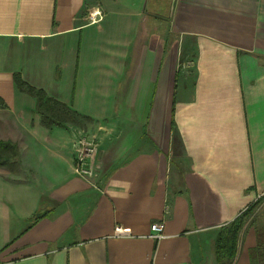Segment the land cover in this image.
I'll list each match as a JSON object with an SVG mask.
<instances>
[{
  "label": "crops",
  "instance_id": "crops-1",
  "mask_svg": "<svg viewBox=\"0 0 264 264\" xmlns=\"http://www.w3.org/2000/svg\"><path fill=\"white\" fill-rule=\"evenodd\" d=\"M149 3L0 0V141L18 150L0 264H218L221 228L264 201V0H174L167 20ZM15 74L89 120L44 127ZM81 134L95 187L73 171ZM263 227L231 264H264Z\"/></svg>",
  "mask_w": 264,
  "mask_h": 264
},
{
  "label": "trees",
  "instance_id": "trees-1",
  "mask_svg": "<svg viewBox=\"0 0 264 264\" xmlns=\"http://www.w3.org/2000/svg\"><path fill=\"white\" fill-rule=\"evenodd\" d=\"M14 82L17 89L25 94L30 95L36 100V113L40 117L41 124L46 128L63 127L67 124H78L79 121L89 120L71 111L67 106L47 97V95L39 89H36L26 82L17 74L14 75ZM18 156L17 146L9 141H0V167L6 166ZM254 206V205H253ZM253 206L249 207L240 217L232 223L221 228L214 245L215 258L218 264H231L233 261L239 234L244 224V216L251 211ZM40 218L35 216L34 220ZM257 245L255 255L264 251V227L256 231Z\"/></svg>",
  "mask_w": 264,
  "mask_h": 264
},
{
  "label": "built area",
  "instance_id": "built-area-1",
  "mask_svg": "<svg viewBox=\"0 0 264 264\" xmlns=\"http://www.w3.org/2000/svg\"><path fill=\"white\" fill-rule=\"evenodd\" d=\"M88 18L90 23L96 24L103 19V14L100 10L95 9L88 13ZM74 152L75 158L73 163V171L75 175L89 184L96 186L94 184L95 178V160L98 155L97 144L95 141L87 139L83 134H81L77 140L74 142ZM164 223H153L150 226L149 239L159 241L164 238ZM128 231L116 230L115 237H127Z\"/></svg>",
  "mask_w": 264,
  "mask_h": 264
},
{
  "label": "rangeland",
  "instance_id": "rangeland-1",
  "mask_svg": "<svg viewBox=\"0 0 264 264\" xmlns=\"http://www.w3.org/2000/svg\"><path fill=\"white\" fill-rule=\"evenodd\" d=\"M173 1L174 0H150L149 15L151 18L153 15H155L158 16L160 20H167L171 11V7L173 6ZM160 23L161 30L167 26L165 25L164 21H161ZM82 122L83 121H80V123ZM243 221L244 224H248V226H264V201L260 200L254 204L251 211L244 216Z\"/></svg>",
  "mask_w": 264,
  "mask_h": 264
}]
</instances>
